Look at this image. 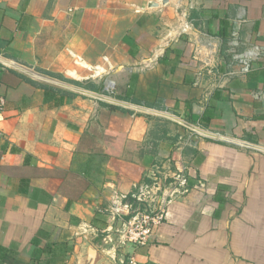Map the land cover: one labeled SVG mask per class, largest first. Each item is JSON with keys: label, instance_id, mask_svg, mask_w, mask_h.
Listing matches in <instances>:
<instances>
[{"label": "crops", "instance_id": "crops-1", "mask_svg": "<svg viewBox=\"0 0 264 264\" xmlns=\"http://www.w3.org/2000/svg\"><path fill=\"white\" fill-rule=\"evenodd\" d=\"M0 95V264H264V0H0ZM155 166L188 191L118 248Z\"/></svg>", "mask_w": 264, "mask_h": 264}, {"label": "built area", "instance_id": "built-area-1", "mask_svg": "<svg viewBox=\"0 0 264 264\" xmlns=\"http://www.w3.org/2000/svg\"><path fill=\"white\" fill-rule=\"evenodd\" d=\"M250 57H256L252 55ZM242 71L247 72L249 58L241 60ZM5 99L0 95V112L4 109ZM185 169L178 167L169 175L155 166L147 175L146 181L134 184L128 194H116L105 209L119 224L109 230L118 243V248L126 246H146L154 227L166 220L169 206L187 193ZM111 241V239H110ZM123 264H138L130 254Z\"/></svg>", "mask_w": 264, "mask_h": 264}, {"label": "water", "instance_id": "water-1", "mask_svg": "<svg viewBox=\"0 0 264 264\" xmlns=\"http://www.w3.org/2000/svg\"><path fill=\"white\" fill-rule=\"evenodd\" d=\"M167 2V0H160V5H164ZM153 7H156L157 4H152ZM188 127L198 131L200 134L209 135L201 130L195 129L193 126L187 125ZM100 255L98 252H96L92 247H88V251L85 255L84 264H96L99 260Z\"/></svg>", "mask_w": 264, "mask_h": 264}, {"label": "trees", "instance_id": "trees-1", "mask_svg": "<svg viewBox=\"0 0 264 264\" xmlns=\"http://www.w3.org/2000/svg\"><path fill=\"white\" fill-rule=\"evenodd\" d=\"M47 74H48L49 76L53 77V78H59V79H61L60 76H58V75H56V74H50V73H47ZM88 87H89L90 89H91V88H92V89L95 88L93 85H89ZM93 90H94V89H93Z\"/></svg>", "mask_w": 264, "mask_h": 264}]
</instances>
